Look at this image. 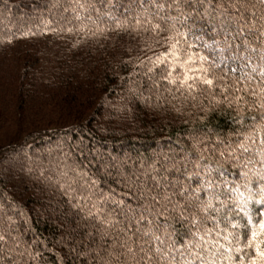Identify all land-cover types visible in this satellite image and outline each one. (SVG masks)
Returning <instances> with one entry per match:
<instances>
[{
    "label": "trees",
    "instance_id": "trees-1",
    "mask_svg": "<svg viewBox=\"0 0 264 264\" xmlns=\"http://www.w3.org/2000/svg\"><path fill=\"white\" fill-rule=\"evenodd\" d=\"M170 2L0 0V212L15 214L34 257L27 264H92L79 230L69 235L77 219L53 183L69 136L77 157L83 149L140 167L193 138L215 142L240 129L235 101L169 84L146 59L167 48L172 33L153 31L168 27L153 5ZM172 71L182 78L183 69Z\"/></svg>",
    "mask_w": 264,
    "mask_h": 264
},
{
    "label": "snow or ice",
    "instance_id": "snow-or-ice-1",
    "mask_svg": "<svg viewBox=\"0 0 264 264\" xmlns=\"http://www.w3.org/2000/svg\"><path fill=\"white\" fill-rule=\"evenodd\" d=\"M153 7L168 25L153 31L172 34L163 37L165 51L146 59L169 84L217 90L230 105L235 101L240 129L215 142L193 138L179 153L140 167L89 158L83 149L77 157L69 136L53 180L77 219L69 235L79 230L92 264H264V0H171ZM163 8L168 15L160 14ZM177 67L182 78L172 71ZM14 215L0 212V264L34 259Z\"/></svg>",
    "mask_w": 264,
    "mask_h": 264
}]
</instances>
